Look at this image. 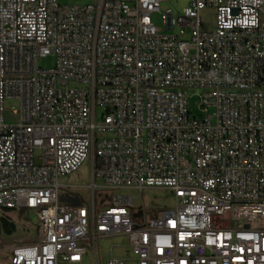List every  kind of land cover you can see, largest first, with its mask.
<instances>
[{
  "label": "built area",
  "instance_id": "built-area-1",
  "mask_svg": "<svg viewBox=\"0 0 264 264\" xmlns=\"http://www.w3.org/2000/svg\"><path fill=\"white\" fill-rule=\"evenodd\" d=\"M165 1L0 0V212L37 221L9 264H83L109 235L136 264H264V0H190L180 14ZM88 159L92 200L70 193L69 206L59 179ZM149 187L174 208L150 219L116 194Z\"/></svg>",
  "mask_w": 264,
  "mask_h": 264
},
{
  "label": "rangeland",
  "instance_id": "rangeland-1",
  "mask_svg": "<svg viewBox=\"0 0 264 264\" xmlns=\"http://www.w3.org/2000/svg\"><path fill=\"white\" fill-rule=\"evenodd\" d=\"M97 0H57L60 5H83L96 3ZM190 0H166L162 7L171 8L173 13L180 14L185 8L189 6ZM202 29L205 31H212L214 28V13L212 9H206L201 12ZM154 26L162 30L164 34H175L176 30L166 31L160 16L154 14L151 17ZM189 39V36H186ZM55 65V57L47 56L39 61L38 66L43 69H52ZM188 110L190 114L196 119H201L203 114L198 108V96L195 91L189 92ZM13 102L5 103L4 119L7 124L13 123V118L10 115ZM211 111V110H210ZM99 112L97 119L99 120ZM60 195L64 193H74L83 202H91L90 190L88 187L91 184V166L89 159L85 161L82 166L69 176L59 179ZM99 184V181L96 182ZM116 194L124 195L129 198H134V211L141 214L139 207H143L148 218H154L159 212L171 210L175 206L172 193L162 187L144 188L142 191L135 189H121L116 191ZM107 193L97 191L93 197L95 201V212L98 213L101 206L107 202ZM103 208V207H102ZM8 217L15 223L16 232L7 237L0 236V264H9V254L13 247L23 245L35 241L37 221L35 212L20 208L14 212L7 214ZM90 246V245H88ZM110 249L111 252H110ZM123 259L125 264H136L134 257L129 249L127 239L121 235H113L110 237H98L95 242V252L91 253L84 259L83 264H110L112 259Z\"/></svg>",
  "mask_w": 264,
  "mask_h": 264
},
{
  "label": "trees",
  "instance_id": "trees-1",
  "mask_svg": "<svg viewBox=\"0 0 264 264\" xmlns=\"http://www.w3.org/2000/svg\"><path fill=\"white\" fill-rule=\"evenodd\" d=\"M11 211L0 212V236H11L16 232L15 223L8 217Z\"/></svg>",
  "mask_w": 264,
  "mask_h": 264
},
{
  "label": "water",
  "instance_id": "water-1",
  "mask_svg": "<svg viewBox=\"0 0 264 264\" xmlns=\"http://www.w3.org/2000/svg\"><path fill=\"white\" fill-rule=\"evenodd\" d=\"M99 166L100 162L97 163V167ZM60 201L73 207H78L80 205V200L78 198L72 197L70 193H64L62 198H60Z\"/></svg>",
  "mask_w": 264,
  "mask_h": 264
},
{
  "label": "crops",
  "instance_id": "crops-1",
  "mask_svg": "<svg viewBox=\"0 0 264 264\" xmlns=\"http://www.w3.org/2000/svg\"><path fill=\"white\" fill-rule=\"evenodd\" d=\"M110 236H113V235H109V236H104V238H106V237H110ZM130 249V248H129ZM111 250L112 249H110V252H111ZM118 259H120V258H118ZM123 260V259H122Z\"/></svg>",
  "mask_w": 264,
  "mask_h": 264
},
{
  "label": "flooded vegetation",
  "instance_id": "flooded-vegetation-1",
  "mask_svg": "<svg viewBox=\"0 0 264 264\" xmlns=\"http://www.w3.org/2000/svg\"><path fill=\"white\" fill-rule=\"evenodd\" d=\"M72 196V195H71ZM72 197H74V196H72Z\"/></svg>",
  "mask_w": 264,
  "mask_h": 264
}]
</instances>
